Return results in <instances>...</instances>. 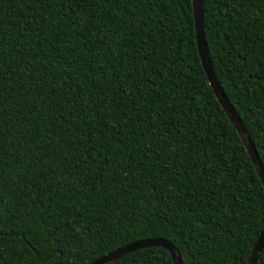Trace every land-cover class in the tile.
Here are the masks:
<instances>
[{"label": "trees", "instance_id": "1", "mask_svg": "<svg viewBox=\"0 0 264 264\" xmlns=\"http://www.w3.org/2000/svg\"><path fill=\"white\" fill-rule=\"evenodd\" d=\"M200 7L214 77L264 169V0ZM263 222L190 0H0V264H88L156 237L181 264H245ZM107 264L172 261L147 246Z\"/></svg>", "mask_w": 264, "mask_h": 264}, {"label": "water", "instance_id": "2", "mask_svg": "<svg viewBox=\"0 0 264 264\" xmlns=\"http://www.w3.org/2000/svg\"><path fill=\"white\" fill-rule=\"evenodd\" d=\"M190 2H191V7H192V17H193V26H194V35H195V44H196L197 54H198L202 69L204 71V74L206 76L208 85L215 99L219 103L220 107L222 108L223 112L225 113L226 117L228 118L229 122L232 124L238 137L240 138L243 144L244 150L252 166L254 167V170L257 174L259 182L264 191V169L261 166V163L258 159L254 146L252 145L249 137L247 136L245 129L242 126L234 109L228 102L226 96L224 95L222 89L220 88L218 82L216 81L214 77L209 58L207 56V51L205 48V40H204L203 28H202L200 0H190ZM263 245H264V222L255 239V242L253 243L250 249V252H249V255L247 257L245 264H254L256 257L258 256V253L262 249ZM147 246H155V247H161L165 249L170 256L172 264H181L178 254L176 250L174 249V246L167 240L160 238V237L144 238V239H138L135 241H131L129 243L121 245L99 256L98 258L92 260L88 264H107L113 261L114 259L120 257L121 255H124L134 249H137L140 247H147Z\"/></svg>", "mask_w": 264, "mask_h": 264}]
</instances>
